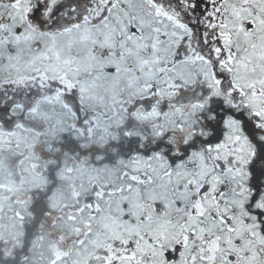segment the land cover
<instances>
[{
    "label": "snow or ice",
    "instance_id": "6c2138e0",
    "mask_svg": "<svg viewBox=\"0 0 264 264\" xmlns=\"http://www.w3.org/2000/svg\"><path fill=\"white\" fill-rule=\"evenodd\" d=\"M0 264H264V0H0Z\"/></svg>",
    "mask_w": 264,
    "mask_h": 264
},
{
    "label": "flooded vegetation",
    "instance_id": "af4514ba",
    "mask_svg": "<svg viewBox=\"0 0 264 264\" xmlns=\"http://www.w3.org/2000/svg\"><path fill=\"white\" fill-rule=\"evenodd\" d=\"M63 184V182H61Z\"/></svg>",
    "mask_w": 264,
    "mask_h": 264
}]
</instances>
